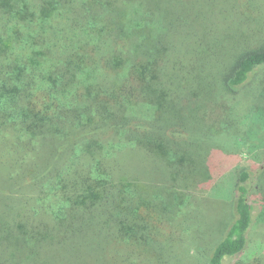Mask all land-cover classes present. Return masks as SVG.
<instances>
[{"label": "trees", "instance_id": "1", "mask_svg": "<svg viewBox=\"0 0 264 264\" xmlns=\"http://www.w3.org/2000/svg\"><path fill=\"white\" fill-rule=\"evenodd\" d=\"M203 7L0 0V264H170L194 186L214 195L232 172L234 217L207 264H264L246 237L264 173L233 168L199 130L264 66V45L230 64L257 33L227 27L244 8ZM199 169L208 178L193 185Z\"/></svg>", "mask_w": 264, "mask_h": 264}, {"label": "rangeland", "instance_id": "2", "mask_svg": "<svg viewBox=\"0 0 264 264\" xmlns=\"http://www.w3.org/2000/svg\"><path fill=\"white\" fill-rule=\"evenodd\" d=\"M217 1L202 0L204 11H208L211 17L214 10L219 12L222 8L220 6H223L221 4L219 6ZM223 1L226 2L224 4L226 7L222 9L226 11L227 6L230 9L235 6L239 13L242 11L240 9H245L241 15L233 16L231 14L225 19L228 20L226 22L228 28L232 27L237 36L245 34L250 28L257 33L255 37L249 38L246 43L239 40L236 42L237 48L229 49L230 54L236 53L235 57L229 61L230 64H233L251 49L264 45V0ZM227 69L222 67L221 73L227 72ZM263 82L264 66H260L250 74L242 86L238 87L236 92L232 93L229 98L230 106L218 126L212 127L209 132L199 128L201 130L200 137L205 144L208 142L211 147L220 148L226 154H232L237 159L233 168L246 162L248 169L249 163L255 162L260 166L261 174L264 173ZM190 153L191 158L196 156V159L199 160L201 157V153L196 149ZM196 174L198 175L195 180L191 182L193 185L195 182L198 184L208 178L205 171L203 173L200 170ZM237 176L235 172H232V183L230 182L227 186L225 183L218 184L214 195L207 194L205 189L194 186L196 198L193 200L195 201L193 211L189 212L190 217H187L186 223L184 222V227L180 230L181 233L175 234L177 235L176 241L165 247V250H173L171 252L172 264H207V257L211 249L226 234L234 217L232 187ZM251 182L255 187H252V197H250L253 206V220L246 237L248 244L254 248L258 242L264 244V177L262 176V179L259 180L258 176H254ZM227 264H237V260L235 258L230 259Z\"/></svg>", "mask_w": 264, "mask_h": 264}]
</instances>
